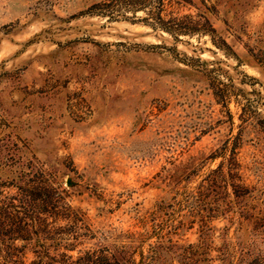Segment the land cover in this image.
<instances>
[{
  "label": "rangeland",
  "instance_id": "374dc122",
  "mask_svg": "<svg viewBox=\"0 0 264 264\" xmlns=\"http://www.w3.org/2000/svg\"><path fill=\"white\" fill-rule=\"evenodd\" d=\"M0 264H264V0H0Z\"/></svg>",
  "mask_w": 264,
  "mask_h": 264
},
{
  "label": "trees",
  "instance_id": "16d2710c",
  "mask_svg": "<svg viewBox=\"0 0 264 264\" xmlns=\"http://www.w3.org/2000/svg\"><path fill=\"white\" fill-rule=\"evenodd\" d=\"M158 15H160V14H158ZM40 190V192H41V194L43 193L44 194V196L46 197V198H49V196H50V194H51V192L49 191V190H47V189H39ZM37 191V190H36ZM40 214H42V212H39ZM44 213V212H43ZM31 220H32V224L31 225H28V227L31 229V228H36L37 226V224L36 223H38V225H42V226H44V223L46 222L45 220H40L39 221V219H34L33 217L31 218ZM41 222V223H40ZM44 227H46V226H44ZM30 229L29 230H27V227H25L24 228V230L26 231V232H28V234H29V231H30ZM32 233H35V234H37V231L36 232H31L30 231V234H32Z\"/></svg>",
  "mask_w": 264,
  "mask_h": 264
}]
</instances>
